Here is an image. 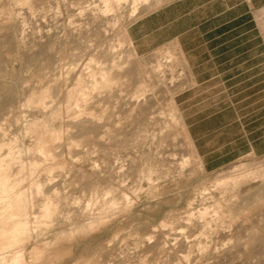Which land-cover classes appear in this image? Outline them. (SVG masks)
<instances>
[{
    "label": "rangeland",
    "instance_id": "obj_1",
    "mask_svg": "<svg viewBox=\"0 0 264 264\" xmlns=\"http://www.w3.org/2000/svg\"><path fill=\"white\" fill-rule=\"evenodd\" d=\"M165 1L0 0V264H264V157L205 170L180 49L127 37Z\"/></svg>",
    "mask_w": 264,
    "mask_h": 264
},
{
    "label": "crops",
    "instance_id": "obj_2",
    "mask_svg": "<svg viewBox=\"0 0 264 264\" xmlns=\"http://www.w3.org/2000/svg\"><path fill=\"white\" fill-rule=\"evenodd\" d=\"M264 0H166L134 19L136 53L176 45L190 84L177 106L203 168L264 157Z\"/></svg>",
    "mask_w": 264,
    "mask_h": 264
},
{
    "label": "bare ground",
    "instance_id": "obj_3",
    "mask_svg": "<svg viewBox=\"0 0 264 264\" xmlns=\"http://www.w3.org/2000/svg\"><path fill=\"white\" fill-rule=\"evenodd\" d=\"M105 80H106V78H105ZM58 137H60V136H58ZM43 144H45V141L39 142V144H38L39 150L43 149V147H44ZM8 166H9L8 164H5V160L0 158V184L4 183V181H5ZM19 197L20 196H17L18 199L16 200V203L14 204L13 209H10L9 212L7 213V215H9V216H14V215L22 216L26 213L27 203L22 198H19ZM21 197H22V195H21ZM48 209L49 208H47L46 211ZM25 220L26 219L18 217L16 219L15 223H13L11 225L0 224V250L2 249V246L5 244V240H6V242L17 240L18 237L14 232L18 231L20 228H22L26 225Z\"/></svg>",
    "mask_w": 264,
    "mask_h": 264
}]
</instances>
